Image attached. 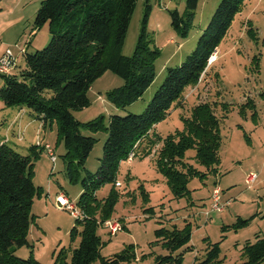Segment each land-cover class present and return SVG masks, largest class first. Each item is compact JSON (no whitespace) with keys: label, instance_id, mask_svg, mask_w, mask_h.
Returning a JSON list of instances; mask_svg holds the SVG:
<instances>
[{"label":"trees","instance_id":"1","mask_svg":"<svg viewBox=\"0 0 264 264\" xmlns=\"http://www.w3.org/2000/svg\"><path fill=\"white\" fill-rule=\"evenodd\" d=\"M137 1L41 0L31 31L47 24L51 35L48 44L34 52L24 51V66L17 73L0 75L3 79L0 99L4 106L27 107L43 124V129L56 124L57 142H62L65 150L62 154L64 175L71 183L80 182L82 190L77 206L85 216L75 218L70 231L71 240L79 236L78 245L71 250V264H93L96 260L99 264H127L134 257L131 246L111 257L102 256L99 250L104 242L98 234L100 226L105 227L103 222L112 217L119 195L117 188L121 183L115 185L119 165L132 151L135 156L137 150H141L140 157L155 156L157 171L164 176L176 199L190 195V178L215 173L220 161L219 118L213 104L207 101L199 102L190 117H182L181 130L161 138L153 129L166 118L173 105L180 106L186 88L198 84L201 74L210 66V56L246 0H220L199 34L195 48L180 64L167 68L163 82L142 113L111 114L107 120L100 115L82 122L75 118L74 111L90 105L87 92L94 80L107 70L122 78L120 87L106 93L118 108L140 98L154 81L155 61L160 52L159 48L150 46L145 28L151 8L148 0H145L141 31L132 55L121 53ZM198 2L186 0L182 14L177 10L169 11L171 26L182 38L192 27ZM222 104L228 108V103ZM239 113H244L243 105ZM83 128L94 133L105 130L108 135L95 172L88 171L84 165L96 139L82 135ZM190 149L194 153L186 157ZM40 150L43 151L42 146L32 144L29 153L22 155L8 143H0V264H43L32 255L21 258L13 250L30 246L28 234L34 217L31 213L33 199L41 194V188L33 182L34 162ZM106 183L112 184L109 194L97 198L98 188ZM139 186L143 188L142 184ZM143 210L151 213L153 209ZM236 221L237 227L248 222L241 218ZM155 234L170 252L191 240L190 224L181 228L161 227ZM242 247L243 261L234 264H264V236L257 235L253 242L246 241ZM219 254L218 242L208 243L203 258H195L193 264H222ZM181 258L182 252L176 256L167 254L159 257L156 264H179Z\"/></svg>","mask_w":264,"mask_h":264},{"label":"rangeland","instance_id":"2","mask_svg":"<svg viewBox=\"0 0 264 264\" xmlns=\"http://www.w3.org/2000/svg\"><path fill=\"white\" fill-rule=\"evenodd\" d=\"M16 1L4 0L10 7ZM19 1H22L21 7L25 8V20L29 18L22 40L34 41L32 46L28 45V52L44 48L51 38L47 24L31 32L41 0ZM147 2L151 8L145 22L146 32L151 40L150 46L159 48L160 52L155 61L154 81L140 98L118 108L111 103L106 93L120 87L122 78L107 70L94 80L87 92L90 105L73 112L78 121L100 115L107 120L111 114L121 116L142 113L163 82L167 68L180 64L195 48L199 34L220 0H199L192 27L183 38L171 26L169 11L177 10L182 14L186 0ZM136 3L121 49V53L126 56H131L136 47L145 12V0ZM1 25L6 29L10 27L6 35L12 34V17L3 19ZM230 25L215 50V60L201 74L198 84L187 87L180 106L173 105L166 118L154 128L157 135L165 137L183 128L182 117H190L199 102L213 104L221 135L217 170L203 178H190V195L176 199L166 185L164 176L157 171L154 155L140 157L141 150H137L132 162L123 160L116 176L121 183V187L117 188L119 195L112 217L107 219L116 220L122 228L110 235L105 227L100 226L98 234L104 242L99 250L102 256L111 257L131 246L134 257L127 264H156L159 257L167 254L176 256L180 252L182 258L179 264H193L195 258H203L208 243L218 242L222 264H234L243 261L241 250L246 241L253 242L257 235L264 236V0H246ZM34 33L37 35L33 36ZM222 103H228V108L225 109ZM242 105L244 113L240 114ZM31 130L35 136L32 144H35L36 131ZM40 130L41 142L51 143L57 159L53 164L45 150H40L34 162L33 182L41 188V194L33 199L31 213L34 217L28 234L30 246L14 247L13 250L21 258L32 255L43 264H71V250L79 243L78 235L73 240L70 238L75 217L69 210L59 208L56 197L63 193L71 203L77 204L82 188L80 182L71 183L64 175L62 154L65 150L62 142H57L56 124ZM81 134L96 139L84 165L88 171L95 172L101 163L102 146L108 135L105 130L94 133L84 128ZM9 145L26 155L31 142H9ZM160 146L157 145L155 149L158 150ZM193 153L194 150H188L186 157ZM190 162L196 164L193 160ZM248 173L257 174L251 188L244 181ZM216 185L221 189V201H230L223 211L217 212L211 209V192ZM111 187L112 184L108 183L100 186L97 198L106 197ZM148 207H152L151 213L143 210ZM206 211L209 213L206 214ZM237 218L247 219L248 222L237 227ZM186 224H190L191 240L173 252L166 249L163 240L155 234L156 229L161 227L181 228ZM187 246L190 248L186 249ZM93 264H99V260Z\"/></svg>","mask_w":264,"mask_h":264},{"label":"crops","instance_id":"3","mask_svg":"<svg viewBox=\"0 0 264 264\" xmlns=\"http://www.w3.org/2000/svg\"><path fill=\"white\" fill-rule=\"evenodd\" d=\"M21 2L22 1L18 0L10 7L4 2V0H0V56L6 48L12 49L16 56V66L15 69H13L14 74L24 66V52H22V49L28 52V45L32 46L34 42L31 39H26L25 41L22 40V35L25 32V25L29 18H26L25 20V8L21 7ZM20 7L22 9L19 10L18 8ZM8 17H12L14 25L12 34L6 35L5 32L10 30V27L6 29L9 24H7L5 28L1 23L3 19ZM31 32H34V30ZM37 33H34L33 36H36ZM22 42H24V45ZM20 63L23 64L18 66ZM2 84L3 79L0 80V87ZM34 123L37 125L35 126ZM42 125L43 124L32 115L29 109H26L24 106L6 107L0 99V143L6 142L9 144V142H13L16 144L27 140L30 141L32 145L35 136L34 134H31L33 133L31 129H34V132L36 131L35 145L38 143L51 144L49 142L42 143L40 140L41 137L39 134L41 131L40 128H43ZM155 127L156 125L154 128Z\"/></svg>","mask_w":264,"mask_h":264},{"label":"built area","instance_id":"4","mask_svg":"<svg viewBox=\"0 0 264 264\" xmlns=\"http://www.w3.org/2000/svg\"><path fill=\"white\" fill-rule=\"evenodd\" d=\"M22 52H24V49H22ZM215 56V53L212 54ZM212 55L210 56V59L208 60V65L211 64V58ZM214 58V60H215ZM212 60V62L214 61ZM16 66V56L14 55L13 51L11 48H6L3 54L0 56V75H11L13 73V69H15ZM37 145L42 146V149L45 150L47 153L50 161L54 164L57 157L55 154V149L51 144L48 143H38ZM135 157L134 152L132 151L126 160L128 162H132ZM257 178V174L255 173H248L245 176V182L249 188L255 184V180ZM120 183L118 181L115 182V185H119ZM221 189L218 185L212 189L211 196H212V203H211V209L213 211H223L226 206L230 204V201H224L222 202L221 200V195H220ZM56 201L58 202L59 208H65L70 211V214L74 216L75 218H83L85 215L83 214L82 211L78 208L77 204L71 203L68 198L66 197L65 194L59 193L56 197ZM209 212L206 211V214ZM103 226L106 227V229L109 231L110 235L115 234L118 230H120L122 227L120 226L119 222L116 220H105L103 222Z\"/></svg>","mask_w":264,"mask_h":264},{"label":"bare ground","instance_id":"5","mask_svg":"<svg viewBox=\"0 0 264 264\" xmlns=\"http://www.w3.org/2000/svg\"><path fill=\"white\" fill-rule=\"evenodd\" d=\"M214 58H215V56H214V55H212L211 62H212V59L214 60Z\"/></svg>","mask_w":264,"mask_h":264}]
</instances>
